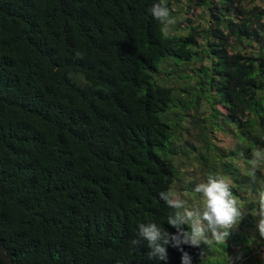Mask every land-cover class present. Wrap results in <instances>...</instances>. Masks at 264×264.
Instances as JSON below:
<instances>
[{"label":"trees","instance_id":"trees-1","mask_svg":"<svg viewBox=\"0 0 264 264\" xmlns=\"http://www.w3.org/2000/svg\"><path fill=\"white\" fill-rule=\"evenodd\" d=\"M158 2L0 0V264H264V7L188 0L212 20L181 34ZM209 174L243 213L225 244L133 250L140 223L175 233L159 193L202 202Z\"/></svg>","mask_w":264,"mask_h":264},{"label":"clouds","instance_id":"clouds-1","mask_svg":"<svg viewBox=\"0 0 264 264\" xmlns=\"http://www.w3.org/2000/svg\"><path fill=\"white\" fill-rule=\"evenodd\" d=\"M150 13L163 26L164 33L176 22L165 0L152 5ZM249 163L253 170L264 164V148L258 147ZM194 191L202 198L201 205L196 208L188 207L187 202L172 191L160 192V199L171 210L166 222L175 229V233L168 232L155 222L140 223L137 225V236L129 241L133 250L146 242L151 249L149 257L166 261L169 245L176 248L181 245L199 248L201 244L210 245L213 242L225 244L230 230L237 226L243 214L230 183L219 174H209L204 182L195 185ZM258 201L257 227L260 235L264 236V192L259 194ZM181 251V264H191V255ZM230 262L231 258L229 264Z\"/></svg>","mask_w":264,"mask_h":264},{"label":"rangeland","instance_id":"rangeland-1","mask_svg":"<svg viewBox=\"0 0 264 264\" xmlns=\"http://www.w3.org/2000/svg\"><path fill=\"white\" fill-rule=\"evenodd\" d=\"M193 2H194V0H193ZM193 2H188V0H172L171 1V16H172V18L175 19L176 22H175V24L169 26V31H171L172 27H175L179 33H181V34L185 33L188 29L187 28V22L185 21L186 18L193 17L195 19L193 24L194 25L199 24L201 27H205L207 25V23L212 20L211 13L208 9H206V8L205 9H198L197 7L194 6ZM243 4L245 5V7H248V8L255 5V4H258V5L264 7V0H243ZM189 5H190V7L188 10L186 8ZM186 10H188V13L185 12ZM252 50L256 52L257 49L254 47V48H252ZM199 64L200 63H191L189 65V68L199 67ZM188 72H189V74H191V72L189 70H188ZM202 107H204V106H202ZM201 111H203V110L201 109ZM206 112H207V109H206ZM202 117H204V116L203 115L200 116V118H202ZM215 137H216V141L218 142V145L221 146V148H223V149L227 145L233 147L232 142H235L234 139H232V136H228L227 134H224L222 132H216L212 138L215 139ZM188 171H190V170H188ZM170 191L174 192L179 197L182 196V198L185 201H187L186 198L188 200L192 199V201H193L192 204H194V205L191 206V204H187V206L190 208H196V207H199L201 205L200 200L192 198L193 194L184 193L183 195H181L179 192H177L175 185H172ZM233 250H234L233 253H235L238 249L233 248ZM233 253H232L231 258H233Z\"/></svg>","mask_w":264,"mask_h":264}]
</instances>
